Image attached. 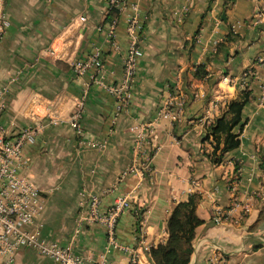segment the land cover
Returning <instances> with one entry per match:
<instances>
[{
	"label": "crops",
	"instance_id": "0c3cea01",
	"mask_svg": "<svg viewBox=\"0 0 264 264\" xmlns=\"http://www.w3.org/2000/svg\"><path fill=\"white\" fill-rule=\"evenodd\" d=\"M108 7V0H4L0 6L6 21L0 129L7 135L34 130L16 168L43 199L33 225L44 239L69 245L82 264H97L104 225L76 219L89 195L104 213L128 194L129 205L114 225L118 246L105 260L128 264L135 255L138 264H152L143 247L165 238L172 205L195 193L202 222L187 264H212L216 256L224 264H264V0H122L111 35ZM132 16L140 55L120 105L108 88L122 77ZM94 52L100 70L88 66L76 74L71 60ZM199 63L206 75L196 79ZM178 89L183 97L176 117L158 116ZM242 91L248 98L238 145L214 164L204 155L211 149L205 127ZM76 110L79 135L68 122ZM137 126L146 131L149 151L141 176L127 171L129 128ZM216 213L220 219L213 223ZM13 264L57 263L20 248Z\"/></svg>",
	"mask_w": 264,
	"mask_h": 264
},
{
	"label": "built area",
	"instance_id": "2783aa9c",
	"mask_svg": "<svg viewBox=\"0 0 264 264\" xmlns=\"http://www.w3.org/2000/svg\"><path fill=\"white\" fill-rule=\"evenodd\" d=\"M3 1L0 0V6ZM121 2L122 0H108L109 5L115 7H119ZM83 21L84 18L80 16L79 22ZM113 22V19L109 21V35H111ZM5 23L4 15L0 11V32ZM138 29L135 17H130L126 25L128 50L122 61V77L117 84L108 88L120 105H123L128 98L134 63L140 55L136 46ZM49 53L54 55L58 52L50 48ZM261 59L262 56L257 57V60ZM70 64L76 74H82L88 66H92L95 71H99L101 67L97 52L88 55L85 59H73ZM176 91L175 98L167 99L158 108V116H169L172 119L176 117L177 107L180 106L183 97V93L179 89ZM78 117L77 110L68 117V122L76 135L81 133ZM129 132L133 136V145L132 159L127 171L133 175L141 176L143 171L148 168L147 134L143 126L130 127ZM33 134L34 130L30 127H23L13 135H7L0 129V264H13L14 256L20 248H31L39 255L47 257L57 264H82L81 258L71 252L69 245H61L56 241L44 239L40 235L38 226L33 225L42 207L43 199L32 183L24 176L19 175L16 170L22 163V146L33 140ZM97 202L96 196L89 195L85 210L76 220L78 223L98 221L104 225L105 244L103 254L99 256L97 264H113L105 260V254L109 248L118 246L114 238V225L121 211L128 207L129 195L125 194L116 198L104 213L97 211ZM219 219L218 213L212 217L213 223H218ZM138 245H142L140 240ZM143 249L148 252L146 247ZM210 261L212 264H224L217 256ZM128 264H138L135 255L130 258Z\"/></svg>",
	"mask_w": 264,
	"mask_h": 264
},
{
	"label": "trees",
	"instance_id": "16d2710c",
	"mask_svg": "<svg viewBox=\"0 0 264 264\" xmlns=\"http://www.w3.org/2000/svg\"><path fill=\"white\" fill-rule=\"evenodd\" d=\"M117 13L118 7L109 5L105 20L110 21ZM204 75V64H197L192 77L198 79ZM247 98V91H242L240 95L229 100L221 113L205 127L203 139L208 140L211 149L204 155L210 162L219 163L223 153L238 145V134L244 123L241 119V109ZM235 127L236 131L233 130ZM198 200L199 196L191 193L185 201L172 205L165 219V238L147 252L152 264H187L195 228L202 222L195 214ZM262 211L264 212V206Z\"/></svg>",
	"mask_w": 264,
	"mask_h": 264
}]
</instances>
